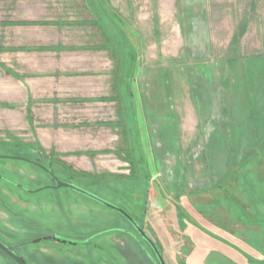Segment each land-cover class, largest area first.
<instances>
[{
    "label": "rangeland",
    "instance_id": "374dc122",
    "mask_svg": "<svg viewBox=\"0 0 264 264\" xmlns=\"http://www.w3.org/2000/svg\"><path fill=\"white\" fill-rule=\"evenodd\" d=\"M261 119L264 0H0V155L18 157H0V173L43 202L23 208L28 217L76 244H24L40 229L2 213L0 241L27 264H157L100 198L143 222L167 264H189L184 214L171 202L230 179L246 192L241 227L261 226L243 263L264 264ZM213 257L207 264H236ZM0 264L17 263L0 249Z\"/></svg>",
    "mask_w": 264,
    "mask_h": 264
},
{
    "label": "crops",
    "instance_id": "0c3cea01",
    "mask_svg": "<svg viewBox=\"0 0 264 264\" xmlns=\"http://www.w3.org/2000/svg\"><path fill=\"white\" fill-rule=\"evenodd\" d=\"M245 193L234 180L228 179L223 188L211 193L185 194L170 201L173 205L177 202L184 214L182 234L190 241L191 252L186 255L189 264H207L213 254L219 263L225 257L236 264H245L243 260L248 254L249 258L254 256L252 250L257 249L251 242H256L251 236L258 234L261 226L242 228L249 208ZM170 212L173 213L171 208ZM235 218L241 219L240 223L236 224Z\"/></svg>",
    "mask_w": 264,
    "mask_h": 264
},
{
    "label": "flooded vegetation",
    "instance_id": "af4514ba",
    "mask_svg": "<svg viewBox=\"0 0 264 264\" xmlns=\"http://www.w3.org/2000/svg\"><path fill=\"white\" fill-rule=\"evenodd\" d=\"M7 156H12V157H7V158H14V157L18 158L17 156H13V155H7ZM25 160H27L28 162H30L33 165L40 167L46 173L53 175L52 168L49 166V164H46L45 162H43L39 158L33 159L32 157H30L27 159L25 158ZM2 169L4 170L5 168L2 167L1 170ZM150 179H152V178H150ZM0 181L6 182V183H2V185H0V213L5 214L7 216V218H9V219L14 218V219H17V220L25 223V224L32 225V226H35L36 228L40 229L38 234H32V231H30V235L23 241L24 244L32 243V242H34V243L38 242L41 245L43 243L49 244L48 242H46L48 240H50V241L53 240L54 242H69L72 245L76 244V242H74L72 240H67V239H63V238L59 237L58 233H56L55 230L51 226H49L48 224H46L42 221L31 219L30 217H28L26 215V213L23 212V210H22L23 208H30V207L34 208L36 206H42L43 202H39V201L34 202L32 200H27L26 198H24L20 195H17L15 193V189L12 187L13 186L18 187V188L25 190L27 192H30V193L34 192V189H28V188H26V186L24 184L21 185V183H14L10 180L8 181L6 178L3 177V174H1V173H0ZM9 184H11L13 186L10 187ZM56 186H58V184H56ZM148 191H149V187L147 189V194H148ZM5 196L9 199V201L6 200ZM146 206H147V203H146ZM16 207H18V208H16ZM0 217H2V216L0 215ZM139 224L141 226H144L143 222L139 223ZM9 228H10V226H9ZM11 229H14V228L11 227ZM20 229L22 230L23 233H25L28 230V228L24 227L23 225L21 226ZM144 229H145V226H144ZM3 230H4V228L0 226V233H3L4 232ZM148 234L150 235L149 232H148ZM39 254H42V252H40ZM43 256L44 255L42 254L41 260L46 261ZM20 257L23 259L25 264H27L25 257L24 256H20ZM40 262H41V264H43L42 261H40ZM51 264H57V262H55V260L54 261L51 260Z\"/></svg>",
    "mask_w": 264,
    "mask_h": 264
},
{
    "label": "water",
    "instance_id": "95a60500",
    "mask_svg": "<svg viewBox=\"0 0 264 264\" xmlns=\"http://www.w3.org/2000/svg\"><path fill=\"white\" fill-rule=\"evenodd\" d=\"M0 157H12V156H7V155H1ZM57 184L58 186H68V187H73L76 188L80 191H82L80 188L61 181V180H57ZM97 198V197H95ZM100 201H103L104 203H106L107 205L117 209L118 211H120L122 214H124L129 220L130 222H132V224L135 226V228L138 230V232L144 236V238L151 244V246L153 247L155 254L157 256V264H167L165 257L163 255V253L161 252L160 248L157 247V243L155 242V240L148 234V232L144 229V226H141L131 215H129L124 209L113 205L111 203L105 202L104 200L97 198ZM73 241V240H72ZM75 242V241H74ZM0 249H2L3 251H5L8 255L12 256V258L18 263V264H25V262L23 261V259L16 253L14 252L10 247H8L6 244H4L3 242L0 241Z\"/></svg>",
    "mask_w": 264,
    "mask_h": 264
},
{
    "label": "trees",
    "instance_id": "16d2710c",
    "mask_svg": "<svg viewBox=\"0 0 264 264\" xmlns=\"http://www.w3.org/2000/svg\"><path fill=\"white\" fill-rule=\"evenodd\" d=\"M113 21V20H112ZM113 23H115L114 21H113ZM114 27H116V25H114ZM117 28V27H116ZM119 33H121V31L119 32ZM122 36V38H123V42H125V44H127V43H129L128 42V40H127V38H125V37H123V35H121ZM129 48H130V50L133 52V54L136 52L135 51V49L129 44ZM136 62H135V60L133 59V65H132V67H131V69H130V72H129V77H130V79H129V88L128 89H130V93H131V87H132V84H133V80H134V77H135V73H136V64H135ZM132 94V93H131ZM135 114H136V112H135ZM257 123H262L263 125H264V119L262 120H259ZM259 145V144H258ZM257 146V145H256ZM260 147V148H259ZM258 148L259 149H257V151L255 152H253L254 154V156L255 157H257L258 155L260 156V155H262L263 153H264V144H260V146H258ZM236 161H237V159H236ZM235 161V162H236ZM239 165H244L243 163L242 164H239ZM238 165V166H239ZM246 165V164H245ZM147 168V167H146ZM150 178H151V174L149 175V180H150Z\"/></svg>",
    "mask_w": 264,
    "mask_h": 264
}]
</instances>
